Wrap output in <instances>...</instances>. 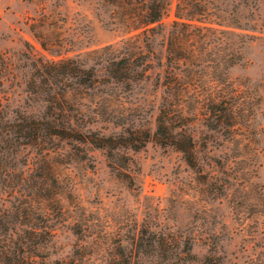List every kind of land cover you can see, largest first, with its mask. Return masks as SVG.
<instances>
[{
	"label": "rangeland",
	"instance_id": "rangeland-1",
	"mask_svg": "<svg viewBox=\"0 0 264 264\" xmlns=\"http://www.w3.org/2000/svg\"><path fill=\"white\" fill-rule=\"evenodd\" d=\"M162 2L143 31L107 0H0L2 122L59 102L62 120L94 138L151 135L166 86L189 116L193 166L152 140L108 151L52 139L54 180L30 201L48 262L264 264V0ZM120 58L112 80L107 62ZM61 60L71 76L42 74ZM37 157L19 147L21 186ZM13 187L0 184V210L17 204Z\"/></svg>",
	"mask_w": 264,
	"mask_h": 264
},
{
	"label": "trees",
	"instance_id": "trees-1",
	"mask_svg": "<svg viewBox=\"0 0 264 264\" xmlns=\"http://www.w3.org/2000/svg\"><path fill=\"white\" fill-rule=\"evenodd\" d=\"M107 1L114 6L116 16L122 19V22L143 25V31L151 29L149 25L158 20L164 6L162 0ZM126 60L120 58L107 62V73L112 80H120L123 77L122 71L119 73L115 71L124 69L127 65ZM47 65V67L43 65L42 74L47 75L50 80H57L59 74L72 75L73 71L62 60L51 61ZM176 79H178L177 75H172L168 84ZM79 80L84 84L89 78L83 76ZM168 87L164 88L166 95L158 109L155 129L151 135L145 131L139 135L126 131V136L114 139L109 136L94 138L90 133L76 129L62 120L65 107L59 102L54 105L47 104L40 117L16 114L11 122L0 120V184L10 189L17 186L18 192L17 204L0 210V264H63L61 261H46L43 249L50 234L42 223L40 207H32L30 204V201L46 200L48 194L46 185L54 180L45 159L46 150L49 149L53 138L78 141L105 148L108 151L118 147H129L135 150L147 140H152L160 146L177 150L188 166L194 165L193 140L186 126L189 116L185 109L174 107L175 95ZM28 91L33 92L29 83ZM46 101L49 102L50 99ZM206 104L210 108L217 105L209 101ZM25 146L33 147L38 157L34 161V172L27 175V179L32 178L33 181L23 187L19 184L22 172L16 168L15 155L19 147ZM79 158L82 157L79 156ZM11 180H15L13 184L10 183Z\"/></svg>",
	"mask_w": 264,
	"mask_h": 264
}]
</instances>
